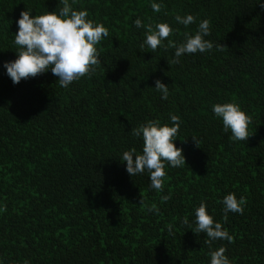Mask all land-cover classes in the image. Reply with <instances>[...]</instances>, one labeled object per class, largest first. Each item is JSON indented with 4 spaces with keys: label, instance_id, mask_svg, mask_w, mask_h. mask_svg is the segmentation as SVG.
Here are the masks:
<instances>
[{
    "label": "trees",
    "instance_id": "1",
    "mask_svg": "<svg viewBox=\"0 0 264 264\" xmlns=\"http://www.w3.org/2000/svg\"><path fill=\"white\" fill-rule=\"evenodd\" d=\"M162 3L156 13L149 0H75L72 7L86 9L108 36L96 45L94 72L62 88L50 70L13 84L3 68L16 58L20 12L53 11L59 0H0L4 264H208L207 237L181 223L183 217L191 223L201 200L233 237L211 248L223 245L230 264H264V10L257 0ZM185 13L194 16L187 27L174 20ZM137 17L167 22L175 31L164 47L141 48L145 29L134 26ZM205 18L213 49L171 63L168 42H181ZM157 79L168 85L167 100L152 88ZM229 101L250 117L246 141L230 140L211 111ZM169 113L181 118L174 144L185 165L165 164L157 192L147 172L130 177L119 158L142 148L131 128L168 122ZM228 192L245 203L242 213L223 219Z\"/></svg>",
    "mask_w": 264,
    "mask_h": 264
},
{
    "label": "clouds",
    "instance_id": "2",
    "mask_svg": "<svg viewBox=\"0 0 264 264\" xmlns=\"http://www.w3.org/2000/svg\"><path fill=\"white\" fill-rule=\"evenodd\" d=\"M149 2L153 12H160L163 7L162 0L159 2L149 0ZM59 3L62 6L58 9L47 10L39 15L33 14L26 8L20 12L16 21L17 32L13 38V43L17 46L16 58L3 63L6 75L13 84L18 83L22 78L35 77L50 70L57 77L59 86L67 88L73 81L91 75L95 66L99 64L96 45L102 38L108 36V29L103 24L87 18L86 9L73 8L72 4L75 0H59ZM257 5L264 10V0H257ZM174 20L187 27L194 22V16L189 13L183 16L177 14ZM133 24L138 29L141 27L145 29L140 47L147 46L152 51L158 46L164 47L165 38L175 31L167 22L145 24L139 17L133 21ZM209 32V20L205 18L199 21L193 33L184 32L181 42L169 41V46H174L171 63H178L182 55L210 52L213 43L205 39ZM152 88L160 93L162 100H167L168 85L157 79ZM211 111L214 117L221 121L223 131L230 132L229 139L233 142L246 141L250 136L248 132L250 117L238 103L231 101L215 103L211 105ZM180 123L181 118L178 115L169 113L168 122L161 123L160 120L152 119L130 129L131 135L142 139L143 142L139 152L135 148H129L123 151L119 158L120 161L125 162V171L130 177L147 172L149 187L157 192L163 190L165 164L170 168L185 165L182 149L174 144ZM192 139L197 145L196 138L192 137ZM160 199L167 201L169 196L162 195ZM244 203V198L237 199L235 193L225 194L221 200L222 218L227 219L229 212L242 213ZM3 210V205H0V212ZM149 211L156 212L158 209L152 208ZM192 211L191 223L187 217H183L181 223L188 226L193 233H203L207 237L204 243L209 245L208 264H230L229 258L225 255V247L221 245L213 250L211 244L217 240L231 243L232 235L222 227L221 222L214 221L204 200H201ZM0 264H4L2 259ZM20 264H29V261L23 260Z\"/></svg>",
    "mask_w": 264,
    "mask_h": 264
}]
</instances>
